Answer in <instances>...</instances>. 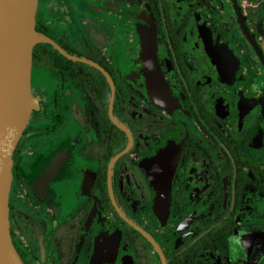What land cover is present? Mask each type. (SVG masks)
I'll return each mask as SVG.
<instances>
[{
  "label": "flooded vegetation",
  "instance_id": "obj_1",
  "mask_svg": "<svg viewBox=\"0 0 264 264\" xmlns=\"http://www.w3.org/2000/svg\"><path fill=\"white\" fill-rule=\"evenodd\" d=\"M34 29L108 77L31 49L22 263L264 264V0H37Z\"/></svg>",
  "mask_w": 264,
  "mask_h": 264
},
{
  "label": "water",
  "instance_id": "obj_2",
  "mask_svg": "<svg viewBox=\"0 0 264 264\" xmlns=\"http://www.w3.org/2000/svg\"><path fill=\"white\" fill-rule=\"evenodd\" d=\"M36 5L37 0H0V264H23L10 238L8 197L12 152L34 108V99L28 90L32 47L38 42H47L66 58L94 65L106 73L92 61L67 53L38 33L34 29ZM119 155L111 160L110 168Z\"/></svg>",
  "mask_w": 264,
  "mask_h": 264
}]
</instances>
